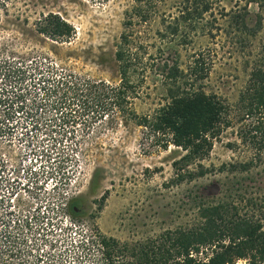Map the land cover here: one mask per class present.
Instances as JSON below:
<instances>
[{"label": "rangeland", "instance_id": "1", "mask_svg": "<svg viewBox=\"0 0 264 264\" xmlns=\"http://www.w3.org/2000/svg\"><path fill=\"white\" fill-rule=\"evenodd\" d=\"M183 1L139 0L145 22L133 15L136 0H8L6 8L0 9V73L5 75L1 81L0 74V95L4 90L12 96L19 85L28 91L22 110L16 109L11 98L0 104V264H125L157 245L166 229L196 221L191 199L195 191L222 198L230 213L255 214V219H261L258 207L264 206V154L253 160L248 172L237 169L175 183L172 162L182 154L180 149L172 144L163 149L147 138L142 127L128 118L129 108L124 105L118 110L106 93L91 92L90 99L75 97L85 82L91 85L103 80L106 87L118 85L114 54L126 18L132 16V28L126 32L139 45L145 64L148 55L156 54L175 57L185 67L193 53L211 54L209 89L233 100L244 79L237 52L245 43H239L240 35L232 33L226 17L218 22L225 31L231 30L229 34L210 38L184 29L185 44L179 36L173 41L170 35L162 36L164 25L178 14ZM216 1L217 17L234 9L235 3L244 4L243 0ZM248 10L252 16L258 12L257 5L250 3ZM48 12L57 13L74 28L66 41L52 40L38 31L37 24ZM30 73L35 81L52 74L64 83L57 93L44 98L43 83L34 85L25 78ZM131 80L136 97L129 107L137 114L151 113L164 101L165 86L154 73L139 69ZM235 130L226 129L214 142L202 162L206 167L249 160L252 154L246 146L240 145L236 151L227 147L237 140ZM40 144L49 148L45 153L48 166L66 191L56 213L49 210L48 201L46 215L55 226H48L45 241L38 240L35 233L17 240L9 237L13 231H7L4 219L8 204L5 179L20 155H36ZM26 145L34 150H27ZM32 195L42 198L45 194L21 191L10 202L16 211H26ZM14 247L23 251L16 253ZM235 264H246V260Z\"/></svg>", "mask_w": 264, "mask_h": 264}, {"label": "trees", "instance_id": "2", "mask_svg": "<svg viewBox=\"0 0 264 264\" xmlns=\"http://www.w3.org/2000/svg\"><path fill=\"white\" fill-rule=\"evenodd\" d=\"M7 1L0 0V9L6 8ZM243 2V5L235 3L234 9L222 11L217 17V12L214 11L216 0H184L178 14L164 25L162 33V36L170 35L172 41L177 36L183 38V44L188 42V37H183L187 35L184 29L214 38L220 33L231 32L225 31V27L218 22L219 18L226 17L232 33L240 35L239 43H245L244 49L237 52L241 57L244 79L233 100L209 89V73L213 65L211 54L200 51L193 53L185 67H181L175 57L162 58L156 54L148 55L145 64L137 49L139 45L127 33L132 28V16L126 18L125 31L120 35L114 54L120 76L118 85L106 87L103 80L91 85L85 82L81 94L75 95L77 99L81 96L88 99L93 95L91 92L106 93V98L118 110L124 105L129 108L128 118L142 127L147 138L163 149L170 144L180 149L182 154L172 162V180L175 183L192 182L208 174L236 172L237 169L248 172L253 166V160H260V156L264 154V0ZM250 3L256 4L258 8V12L252 16L248 10ZM140 9V2L136 0L133 15H138L145 22L146 17L141 15ZM37 29L59 42L66 41L75 32L66 20L54 12L43 15ZM255 40L256 43L251 45ZM139 69L144 72L147 69L158 76L166 92L164 101L151 113L144 115L137 114L129 107L136 97V86L131 75H135ZM0 74L2 81L5 75ZM31 74L25 78L34 85L43 83L40 89L44 98L57 93V89L64 83L60 77L54 79L52 74L35 81ZM103 94L99 97H103ZM27 96L28 91L24 87L22 90L19 85L10 97L3 90L0 104L5 105L11 98V102L16 103V109L22 110ZM229 128L236 129L237 140L228 142L227 147L236 151L238 146L244 145L251 151V157L238 164L222 163L217 168L206 167L202 162L208 158L214 142ZM38 147L43 156L49 151L42 144ZM203 194L195 191L191 196L197 216L193 224L166 229L159 236L157 245L140 251L134 255L133 260L125 264H235L240 259L246 260V264H264V228L261 221L264 220V206L258 207L261 219H255V214L230 213L228 204L222 198H210ZM253 203L257 205V202ZM18 218L12 211H7L4 218L6 226L16 228V231L29 226L25 218L18 225Z\"/></svg>", "mask_w": 264, "mask_h": 264}, {"label": "built area", "instance_id": "3", "mask_svg": "<svg viewBox=\"0 0 264 264\" xmlns=\"http://www.w3.org/2000/svg\"><path fill=\"white\" fill-rule=\"evenodd\" d=\"M25 147L29 151L34 150L33 147L32 149L27 145ZM40 150L36 153V155L26 154V152L25 155L21 154L20 158L17 159V163L13 164L9 169L11 173V175H9L10 177H7V179H5L6 185L4 184V186L6 188L8 200L5 213L7 211H12L13 214L19 216V220H17L18 225H21L23 223L22 218H25L29 223L28 227H21L22 229L18 231H16V228L12 229V227H7V231H13L11 232L12 235L9 237H13L17 240L19 239L18 236H24L26 235V233H35L37 236H39L38 240H40L41 242L45 241V238L43 236H45L44 234H47V230L50 228L48 226L53 225L51 220L46 215L48 211V201L51 203V208L49 210L52 213H56L57 211H59L58 209L60 207L58 205L61 203L66 191V189H64L62 186L61 179L56 178V172H52L51 167H49L50 165L48 166L46 156H43ZM37 160L40 161L39 164H37ZM42 162H45L46 164H43ZM5 166L6 165H4V167ZM30 190H38L46 196L43 195V197L40 198L39 196L35 197L32 195V203L30 202L31 205L26 208V211H16V205L14 203H11L14 200L12 199V196L21 191L26 194L29 193ZM28 201L30 200L28 199ZM37 215H41L40 218H37ZM14 218L15 217H13L12 219V224H14L15 222ZM35 223H39V225L36 226ZM31 241L32 240H29L28 242L31 244ZM25 244H27V242ZM14 251H16L17 253L18 251H23V249H21L20 247H14Z\"/></svg>", "mask_w": 264, "mask_h": 264}, {"label": "flooded vegetation", "instance_id": "4", "mask_svg": "<svg viewBox=\"0 0 264 264\" xmlns=\"http://www.w3.org/2000/svg\"><path fill=\"white\" fill-rule=\"evenodd\" d=\"M73 209H74V210H76L77 208H76V207H74Z\"/></svg>", "mask_w": 264, "mask_h": 264}]
</instances>
